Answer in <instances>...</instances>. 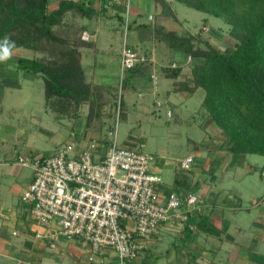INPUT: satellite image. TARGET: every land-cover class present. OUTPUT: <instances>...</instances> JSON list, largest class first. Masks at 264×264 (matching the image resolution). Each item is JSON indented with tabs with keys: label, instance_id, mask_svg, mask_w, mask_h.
I'll return each instance as SVG.
<instances>
[{
	"label": "crops",
	"instance_id": "crops-1",
	"mask_svg": "<svg viewBox=\"0 0 264 264\" xmlns=\"http://www.w3.org/2000/svg\"><path fill=\"white\" fill-rule=\"evenodd\" d=\"M62 1L65 0H50L49 9H57ZM71 1L87 2L88 0ZM141 1L131 0L129 22H133L131 31L134 35V45L132 46H136L138 41L143 43L144 39L150 38L145 37V33L153 38L152 28L149 27L150 20L153 19L159 28L169 27L168 21L172 19L168 13L159 9V5L154 0L149 2L151 1L156 13L149 12L148 16H145L140 8ZM116 5L118 4H112L110 0H94L92 8L95 12L92 16L81 17L78 12L71 11L66 17L67 23L80 29L81 39L85 34L91 38L89 41L84 40L86 44L80 48L82 65L86 79L90 81H87L88 83L99 86L101 90L105 87L102 91L97 88L93 92L96 94V99L92 97L95 103L93 105L96 106L94 115L90 112L89 102L83 105L78 115L74 117L58 115L53 111L55 117H51L47 105H44V112L50 118L37 119L32 111L26 109L27 104H19L17 101H12V98L19 99L23 96L27 99L28 90L25 89L39 78V75L19 69V59L25 58L20 56L19 51L23 49L25 52H31L27 59L39 58L41 55L30 49H12L10 58L0 61V109L3 110L2 107L7 101L9 107L12 104L9 108L11 112L14 111L16 115L26 113L29 118L35 120L38 136L36 138L29 136L27 139L14 137L8 140L0 135V264H119L115 251L111 249L91 260L93 256L91 248L83 242L61 239L56 248L52 249L47 240L35 238L43 228L33 219L30 205L22 201L23 193L34 180V170L19 165L17 161L20 155H48L62 145L72 143H76L79 150L90 142L97 141L102 147L100 152H105L117 112L121 113V118L126 124H129L130 108L136 107L139 111L148 113L145 105L138 106L139 102H134L144 98L147 93H152L156 99L155 102L150 101V110L151 106L153 108L166 106L168 113L171 111V116L167 113L168 117L173 121L177 119V123L170 129H177V126L182 124L180 121H184L188 116L194 120L187 123L188 130L193 128V136L188 137L192 152L182 159L194 157V165L191 169L182 168V160H173L167 148H159V153L156 155L158 159L152 164V171L160 178L161 192L163 194L173 191L181 194L196 193L204 201L205 208L203 214L194 213L187 223L161 225L146 243L144 255L137 264H264V177L262 175L264 156L238 154L232 151L223 130L215 125L202 105L205 91L202 88L191 90L183 86L186 82L184 74L188 72V64L183 60L182 54L171 50L175 62L169 67H182L181 75L171 78L166 77L164 72L161 74L157 69L163 66L160 59L165 53L158 55L157 49H152L150 56H147L154 60L152 73L155 72L157 76V89L155 90L154 82L150 80L147 86H144V90L138 94L126 91L122 101L124 109L122 110L121 107L120 111L118 107L116 111L114 106L116 82L112 86L100 85L106 84L101 81L109 77L108 74H101L98 76L101 83H98V86L94 83L95 79L90 73L95 70L94 67H97L98 56L112 60L115 58L121 65L120 49L113 47V44H105L116 37L115 33L119 26H125V11L118 10L115 8ZM90 57L94 60L92 68L88 64L86 66V61L88 62L86 58ZM93 75L95 76V73ZM115 76L117 77V74ZM42 91L45 92V83ZM100 93L104 94L103 97H100ZM160 97L162 101L159 100ZM38 98L40 100L41 92ZM193 101L194 104H190L191 109L192 105L195 108L188 114L185 109L189 107L188 103ZM155 113L156 109L152 110L153 116ZM198 119L200 122L197 121ZM136 122L138 128L142 129L141 121L136 120ZM12 126L14 122L5 121L3 115H0V129H9ZM39 138L49 141L54 149L40 150L37 147ZM128 139L125 143L130 142ZM137 140L135 138L134 141ZM139 141H141L140 147L144 148L143 138ZM255 155L260 159H255L253 157ZM24 170L30 171L26 177L23 174ZM18 181H21L20 184H17Z\"/></svg>",
	"mask_w": 264,
	"mask_h": 264
},
{
	"label": "trees",
	"instance_id": "trees-1",
	"mask_svg": "<svg viewBox=\"0 0 264 264\" xmlns=\"http://www.w3.org/2000/svg\"><path fill=\"white\" fill-rule=\"evenodd\" d=\"M154 1L164 10H171L167 0ZM93 2L65 0L57 9L50 10V0H0V44L7 39L14 42L13 49H30L41 55L35 59L20 58L19 69L43 77L46 105L58 115L74 117L88 102L94 115V89L103 90L87 82L80 51L86 42L78 38L80 29L66 20L71 11L81 17L92 16ZM173 2L219 18L231 27L230 35L235 43L226 49L176 31L162 33L161 41L186 60L192 59V77L183 86L205 91L202 105L215 125L223 130L232 151L264 156V0ZM115 8L125 11L122 5ZM159 28L155 36L161 33ZM195 40L199 43L195 44ZM146 69H153V64L137 65L124 72L123 93L144 90L148 83L141 85L140 80L144 79ZM163 72L177 78L182 67H165ZM103 95L100 93V97Z\"/></svg>",
	"mask_w": 264,
	"mask_h": 264
},
{
	"label": "built area",
	"instance_id": "built-area-1",
	"mask_svg": "<svg viewBox=\"0 0 264 264\" xmlns=\"http://www.w3.org/2000/svg\"><path fill=\"white\" fill-rule=\"evenodd\" d=\"M110 2L125 7L122 83L126 70L154 60L126 41L131 0ZM82 39L89 41L90 37L85 34ZM151 77L156 90L155 72ZM123 96L120 85L118 111ZM112 137L105 152H100L99 142L92 141L79 150L72 143L48 155H20L18 164L34 170V180L22 201L30 205L33 219L43 228L35 238L47 240L52 249L61 239L76 240L90 246L91 260L111 249L119 264H137L161 225L187 223L194 213L203 214L205 206L196 193L163 194L160 178L152 171L155 157L125 148L117 134ZM193 164L194 157L189 156L182 168L189 170Z\"/></svg>",
	"mask_w": 264,
	"mask_h": 264
},
{
	"label": "rangeland",
	"instance_id": "rangeland-1",
	"mask_svg": "<svg viewBox=\"0 0 264 264\" xmlns=\"http://www.w3.org/2000/svg\"><path fill=\"white\" fill-rule=\"evenodd\" d=\"M167 1L169 3V6L171 7V10L170 11L164 10L162 6L160 5H159V9L168 13V16L172 18L168 21L169 27H160L159 29L161 30V33L160 34L157 33L156 34L157 36H155L154 33H156L158 26L155 25L153 19L152 21L150 20L149 27L152 28L151 30L153 33V38L149 36L148 34L146 35L145 33V37L148 36L150 38L144 39L143 43H141V41H138V44H136V46H132L133 39H134V35H132V31H131L133 27L132 25L133 22H130L128 30H127V38H126V41L129 46H132V48L134 47V49H136L137 52L142 53L146 56L147 55L150 56L149 54L152 52V49L154 48H156L157 51L159 52L158 55H160L162 52L165 53V55L162 53L164 56L162 57V59H160L161 64L163 66L157 68L158 70H160L161 74L165 67H169L173 62H175V60L172 59V54H171L172 51L170 47L168 46V43L161 41V37L163 35L162 33L164 32L166 33L167 31H176L177 33H179V35L191 34L192 36L197 37L196 39L198 40L200 38L201 39L200 41L202 42L208 40L213 46L217 47L218 49H226L227 47H232L234 45L235 41L232 39L230 35L231 27L228 26L223 20L219 18H215L203 12L194 10L183 4L173 2V0H167ZM141 2L142 4L140 5L141 6L140 8H142L141 11L145 14V16H148L149 12L156 13L153 10L151 1L149 2V0H142ZM169 28H171V30H169ZM124 32H126V24L123 27L119 26L118 30L115 33L116 37L112 40H109V42H106L105 44H108V43L113 44V47H118L121 51V49L123 48L124 39H125ZM80 37H81V31L79 30L78 38ZM198 40H195V44L199 43ZM19 52H20V56H23L25 58L29 57L31 54V52H27V51L25 52L23 49L20 50ZM182 57H183V60H186L185 56L182 55ZM97 58H98L97 59L98 61H96L97 67H94L95 70L91 71L90 73L92 74L91 77L92 78L94 77L95 79L94 83L97 84V86H98V83H101V82H106V84L101 83L100 85L102 86H106V85L112 86L116 82V85H114L115 87L114 92L116 94V97H115L116 102L114 106L117 111V107L119 106V91H120L121 77H122L121 65H119V63L117 62V60H115V58L113 60L109 58L106 59V57H103V56H98ZM86 60H88V62L86 61V66L88 64L90 68H92L94 66L93 58L91 57L89 59L86 58ZM188 60L189 59L186 60V63L188 64L187 65L188 72L184 74L186 79H189L192 77V72H191L192 67H193V64L191 61L192 59L189 61ZM88 72H89V69H88ZM152 72H153L152 69L151 70L146 69L145 71L146 75L144 76V79L140 80L141 85H144V83H149L150 79L153 80V78H150V76L152 75ZM93 73H95V76L93 75ZM101 74H108L109 77H107V79H105L104 81L99 82L100 77L98 76ZM116 74H117V77L115 76ZM166 77L168 76L166 75ZM23 79L24 77L22 75L21 76L22 84L24 83ZM44 83L45 81L43 77L39 76V78H36L34 83H31L30 86L27 89H25V91L28 90L26 92L27 99L24 98L23 96H20L19 99L12 98V101H15V102L17 101L19 102V104H23V105L27 104L25 106L26 109L28 111H32L33 114L37 116V119H43V120L49 119L50 116L55 117V114L52 113V111L48 110V114L50 116H48V114L46 115L44 112L45 111L44 105H46L45 92L42 91L44 89ZM93 87L97 88L95 85H93ZM102 88L104 90L105 87H102ZM40 92H41V98L39 100L38 94L40 95ZM136 99H139V98H136ZM159 100L162 101V98L160 97ZM150 101H154V102L156 101L152 93L150 94L147 93L144 98H141V100L134 101L137 103L139 102L138 106L145 105L148 108L147 110L148 113H145V111H139L136 107L130 108V110L128 111L129 124L128 123L126 124L123 118H121V113L117 112V115H115V118L113 120L112 129H111L113 137L115 134H117L120 144H123L125 148L138 150V151H144L145 153L153 155L156 160L158 159L156 155L157 153H159L158 152L159 148H162V147L168 149V153L170 154V157L173 160L174 159L182 160L186 155L192 152V149L188 142V137L193 136L192 135L193 128H189L191 130H188L189 126L187 125V123L190 121H194L193 118L191 119V117L188 116L186 117V119H184V121H180L182 122V124H179V126H177V129H170V127H172L173 124L177 123V119L173 121L171 118L168 117L167 115L168 109L166 106L157 107V108L155 107L153 108V106H151L152 109L150 110V106H149ZM7 103L8 102L6 101V103L3 105L2 107L3 110L0 109V115H3V120L5 121L8 120V122L10 123L14 122V126H12V128H9V129H0V135L3 136V138L6 137L8 140L13 139L14 137H18L21 139H27L29 136H31V138L38 137L36 135L37 125L35 124V120H33L32 118H29L26 113H24L23 115H20V114L16 115L14 111L11 112L9 108L12 107V104L9 107ZM188 104H189V107L185 109V111L189 114L192 111V109L195 108L194 105H192V109H191V105H190V104H194V101L189 102ZM197 106H198V103H197ZM154 109H156V113L153 116L152 110L154 111ZM136 120L141 121L142 129L138 128V125L136 124L137 123ZM197 121L200 122L199 119ZM49 130L54 131L53 129H49ZM135 138L138 139L136 142L134 141ZM141 138H143V141L145 142L144 148L140 147L141 141L139 140ZM127 139L131 143L130 142L125 143ZM37 142H38L37 147L40 150L45 149L46 151H51L54 149V146L48 143L49 141L43 140L42 138H39ZM253 157L255 159H260V157H258L257 155ZM182 162H181V165H182ZM29 173L30 171L24 170V173H23L24 177H26L27 174ZM19 182L21 181H18L17 184H20ZM15 202H17V199H15ZM49 264H54V263H49Z\"/></svg>",
	"mask_w": 264,
	"mask_h": 264
},
{
	"label": "clouds",
	"instance_id": "clouds-1",
	"mask_svg": "<svg viewBox=\"0 0 264 264\" xmlns=\"http://www.w3.org/2000/svg\"><path fill=\"white\" fill-rule=\"evenodd\" d=\"M15 47L14 42H10L7 39L3 44H0V61L10 58L12 49Z\"/></svg>",
	"mask_w": 264,
	"mask_h": 264
}]
</instances>
